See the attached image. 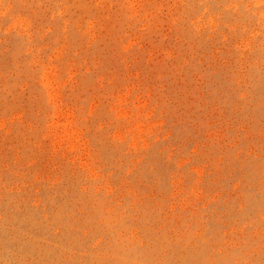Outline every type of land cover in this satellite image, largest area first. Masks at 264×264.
I'll return each mask as SVG.
<instances>
[{
	"label": "rangeland",
	"instance_id": "1",
	"mask_svg": "<svg viewBox=\"0 0 264 264\" xmlns=\"http://www.w3.org/2000/svg\"><path fill=\"white\" fill-rule=\"evenodd\" d=\"M0 264H264V0H0Z\"/></svg>",
	"mask_w": 264,
	"mask_h": 264
}]
</instances>
